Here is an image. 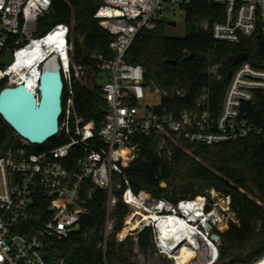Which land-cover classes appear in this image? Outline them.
I'll return each mask as SVG.
<instances>
[{"label": "built area", "instance_id": "obj_1", "mask_svg": "<svg viewBox=\"0 0 264 264\" xmlns=\"http://www.w3.org/2000/svg\"><path fill=\"white\" fill-rule=\"evenodd\" d=\"M191 1L104 0L94 16L114 36L109 46L113 56L93 54L85 65L72 60L68 24L58 23L38 35V21L50 10L53 0H0V61L8 51L14 57L10 65L0 67L4 88L25 85L39 97L40 75L48 59L44 40L52 35L51 41L65 49L62 57L48 54L56 57L64 82L63 115L55 138L61 143L32 146L22 140L25 144L14 147L0 143V264H66L61 257L47 259L46 242L65 240L80 229L97 189L106 193L99 244L104 254L114 234L120 244L133 236L135 254L140 252L138 235L152 227L155 249L173 258L171 246L176 237L194 245L186 231L162 239L161 229L168 218H173L176 223L187 222L188 232L198 243L197 250L202 245L210 249L213 246L217 254L214 260L218 258L220 242H213L211 235L219 229L223 216L232 212L229 196L212 189L208 197L197 195L173 202L145 189L135 191L127 172L140 156L141 136L160 138L158 155L169 158L179 140L214 145L251 135L264 136L263 129L252 123L247 112L255 94L264 91V68L248 60L236 65L222 107L216 112L208 91L194 106L179 109L175 98H185V91L171 93L148 83L147 69L127 61L137 36L155 29L170 4L186 5ZM212 1L225 8L223 21L213 26L214 39L233 44L254 37L264 41V0ZM208 26L207 22L203 24L205 29ZM211 71L218 74L216 68ZM79 83L89 89L96 85L101 88L106 110L100 127L86 121L76 109L75 87ZM220 197L223 203L217 200ZM41 202L43 205H39ZM119 202L127 205L129 212L116 232L114 213ZM211 215L213 219L208 218ZM208 222L212 230L206 229ZM254 264H264V255Z\"/></svg>", "mask_w": 264, "mask_h": 264}, {"label": "trees", "instance_id": "obj_2", "mask_svg": "<svg viewBox=\"0 0 264 264\" xmlns=\"http://www.w3.org/2000/svg\"><path fill=\"white\" fill-rule=\"evenodd\" d=\"M103 1L53 0L50 10L38 21V35L45 34L58 23H66L70 27L71 57L75 63L87 65L93 54L113 56L109 46L114 36L94 16ZM180 7L185 12V36L167 35L170 21L163 17L155 29L137 36L126 59L130 64H140L147 69L145 78L148 83L171 93L185 91V98L175 96L179 109L194 106L198 97L208 91L213 109L219 112L230 82L228 71L235 68L233 55L247 52L250 55L248 61L253 66L264 68V41L261 37H254L241 44H233L214 39L213 26L217 21H223L225 8L212 0H192ZM205 22L209 24L207 29L203 27ZM191 54L194 56L185 60ZM91 65L97 68L96 63L91 62ZM214 68L218 69L217 75L211 71ZM3 88L4 84H0V91ZM75 91L78 113L100 127L106 110L101 88L96 85L89 89L79 83ZM247 112L252 123L264 132V91L255 94ZM139 138L140 156L127 170L135 191L145 189L173 202L212 189L231 198L236 221H231L224 232L214 229L220 235V244L218 259L212 264H253L264 255L263 135L214 145L179 140L171 158L165 154L158 155L160 138ZM0 143L7 147L25 144L1 117ZM50 143L55 146L61 142L54 139ZM163 182L166 187L162 186ZM105 200V191L95 190L80 229L65 240L46 242L45 254L49 261L61 257L66 264H106V260L108 264H138L133 260L136 255L133 236L120 244L114 234L108 242L106 254L99 247L105 223ZM117 206L114 213L118 223L116 232L121 230L129 212V207L123 202ZM138 241L140 253L154 251L153 228L147 227L140 232ZM197 254L190 246L183 247L179 254L180 264H189Z\"/></svg>", "mask_w": 264, "mask_h": 264}, {"label": "water", "instance_id": "obj_3", "mask_svg": "<svg viewBox=\"0 0 264 264\" xmlns=\"http://www.w3.org/2000/svg\"><path fill=\"white\" fill-rule=\"evenodd\" d=\"M170 25L176 26L177 22L171 20ZM193 56L191 54L185 60ZM249 56L247 52L233 55V66L248 60ZM13 61V53L8 51L1 64L7 66ZM232 73L230 69L228 77ZM39 83V97H36L25 85L6 87L0 91V117L19 138L32 146H42L59 136L60 121L63 115L64 82L61 69L58 66L45 67L41 72ZM162 186L166 187V183L163 182ZM206 226L207 230L213 229L210 222ZM211 239L213 242H220V235L213 232Z\"/></svg>", "mask_w": 264, "mask_h": 264}, {"label": "rangeland", "instance_id": "obj_4", "mask_svg": "<svg viewBox=\"0 0 264 264\" xmlns=\"http://www.w3.org/2000/svg\"><path fill=\"white\" fill-rule=\"evenodd\" d=\"M164 17L168 19V21H176V26L168 25L166 29V33L169 36L173 37H183L186 34L185 27V12L181 9L179 4H170L168 8L163 12ZM100 83V82H99ZM201 196H209V192H204L199 194ZM220 203H223L222 197L217 198ZM231 221H236V215L233 212H229L222 218V223L219 225V231H226L230 225ZM174 258V257H173ZM168 258L167 256H163L158 253L157 249L152 252L144 253H136L134 256V261L138 264H175L176 258ZM210 258V248L208 245H202L198 250L197 257L194 258L189 264H206ZM218 259V258H217ZM216 259V260H217ZM215 260V261H216ZM214 261V262H215ZM176 264H180L179 259H176ZM254 264V263H253Z\"/></svg>", "mask_w": 264, "mask_h": 264}, {"label": "bare ground", "instance_id": "obj_5", "mask_svg": "<svg viewBox=\"0 0 264 264\" xmlns=\"http://www.w3.org/2000/svg\"><path fill=\"white\" fill-rule=\"evenodd\" d=\"M51 37H52V35L50 37H48L46 40H44V45H46L45 54L47 55L48 59L51 58V56H49V55L50 54L53 55L54 53H57V56H59V55H61V57L64 56V54H65L64 46L57 41H53V40L51 41ZM48 59H47V62L45 64V67L53 68L57 65L55 56L52 57L49 61H48ZM208 218L213 219L214 215H211ZM188 226L189 225L185 221H181L180 223H176L173 218H168L166 223H165L164 228L161 229L162 239H166L169 236L171 237V236H173V234L177 236V233H179L180 231H186L187 236H189V240L194 243V245L190 246V247L193 248L198 253V250H199V249L197 250V244L198 243L196 242V240L194 239L192 234H190L188 232V230H187ZM185 246H189V245L187 243H183L182 239H180L179 237H176V240L174 241V243L171 246L172 257L179 259L180 250ZM210 247H211L210 258H209V261L206 262V264H208L209 262L214 260V258L217 255L216 249L213 246H210Z\"/></svg>", "mask_w": 264, "mask_h": 264}]
</instances>
